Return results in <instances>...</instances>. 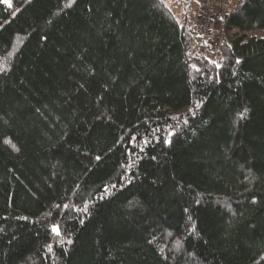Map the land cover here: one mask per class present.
<instances>
[{"label":"trees","instance_id":"1","mask_svg":"<svg viewBox=\"0 0 264 264\" xmlns=\"http://www.w3.org/2000/svg\"><path fill=\"white\" fill-rule=\"evenodd\" d=\"M11 3L0 264H264V0L219 60L162 0Z\"/></svg>","mask_w":264,"mask_h":264},{"label":"built area","instance_id":"2","mask_svg":"<svg viewBox=\"0 0 264 264\" xmlns=\"http://www.w3.org/2000/svg\"><path fill=\"white\" fill-rule=\"evenodd\" d=\"M226 0H202L197 16L190 23L195 29L196 34L202 38L211 50L215 53L219 60L221 58L218 48L222 42L230 46L228 38L225 37L223 31L216 27L219 23L223 27L227 19V11L225 9Z\"/></svg>","mask_w":264,"mask_h":264},{"label":"rangeland","instance_id":"3","mask_svg":"<svg viewBox=\"0 0 264 264\" xmlns=\"http://www.w3.org/2000/svg\"><path fill=\"white\" fill-rule=\"evenodd\" d=\"M163 3L166 5L167 8H169L173 13L174 15L179 19V20H182L183 19V15L185 13V9H190V11H194V9L197 8L198 6V3L196 0H190V6H187V3L189 0H179L180 1V4L179 6H175L176 5V0L175 1H172V0H162ZM228 3H227V8L228 9H231L233 7V5L237 2V0H227ZM191 18V17H190ZM189 18V19H190ZM196 18V15L194 18H191L190 19V22ZM249 36H263L264 35V30H256V31H251V32H248ZM199 47V46H198ZM197 47V49H198ZM209 54V52H207ZM213 55H216V52L215 53H212L211 54V57H213Z\"/></svg>","mask_w":264,"mask_h":264},{"label":"snow or ice","instance_id":"4","mask_svg":"<svg viewBox=\"0 0 264 264\" xmlns=\"http://www.w3.org/2000/svg\"><path fill=\"white\" fill-rule=\"evenodd\" d=\"M0 3H3V4H5V5H7L9 8L12 7L11 0H0ZM68 6H70V5H68ZM237 63H240V61L237 60ZM217 67H219V65H217ZM193 68H194L196 71H200V69L196 68L195 65L193 66ZM246 112H247V109H245V113H246ZM245 113H241V114H240V118H241V119L244 118ZM164 142H165L166 144H170V143H171V141L168 140V139H166ZM96 159L99 160L100 157H97ZM105 191H107V189H105ZM102 198H103V197H102ZM253 203H255V201H253ZM65 207H67V206H65ZM83 211H84V212H87V211H88V205H87V204H85V206H84V208H83ZM51 233H52L54 236H56V237H60V236H61V231H60L59 225H55V224L52 225V227H51ZM69 243H71V241H69ZM49 251H51V245H49Z\"/></svg>","mask_w":264,"mask_h":264},{"label":"crops","instance_id":"5","mask_svg":"<svg viewBox=\"0 0 264 264\" xmlns=\"http://www.w3.org/2000/svg\"><path fill=\"white\" fill-rule=\"evenodd\" d=\"M172 1H175V0H172ZM197 1V3H198V6H197V8L196 9H194V11H190V9H185V13H184V17H183V19L182 20H187V21H190V19L191 18H194L195 17V15L197 14V9H198V7H199V4H200V1L201 0H196ZM227 3H228V1H227ZM179 4H180V1L179 0H176V5L175 6H179ZM187 6H190V0L188 1V3H187ZM191 17V18H190ZM190 18V19H189ZM198 45H196V47H197ZM200 46V45H199ZM195 47V48H196Z\"/></svg>","mask_w":264,"mask_h":264},{"label":"bare ground","instance_id":"6","mask_svg":"<svg viewBox=\"0 0 264 264\" xmlns=\"http://www.w3.org/2000/svg\"><path fill=\"white\" fill-rule=\"evenodd\" d=\"M230 46H231V44H230ZM230 46H229V47H230Z\"/></svg>","mask_w":264,"mask_h":264}]
</instances>
